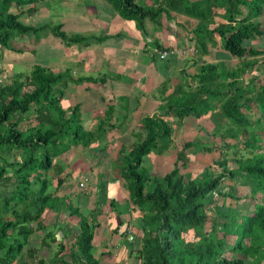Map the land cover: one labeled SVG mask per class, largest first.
Returning <instances> with one entry per match:
<instances>
[{"label": "trees", "instance_id": "1", "mask_svg": "<svg viewBox=\"0 0 264 264\" xmlns=\"http://www.w3.org/2000/svg\"><path fill=\"white\" fill-rule=\"evenodd\" d=\"M42 1L49 0H0V58L8 64L0 69V264H101L97 249L94 252V237L101 227L103 201L95 204L91 219L79 213L77 205H65L55 194L66 179L60 177L64 166L59 159L72 146H83L95 149L103 162L105 158L112 162L114 143L99 144L110 131L103 126L119 127V134L124 135L125 123H110L115 109L111 105L108 119L101 120L96 131L86 130L80 114L82 103H68L67 90L70 84L107 83L108 74L75 76L71 67L53 68L52 62L40 61L34 52L48 48L50 34L70 47L103 43L111 35L99 36L92 29L105 18L123 22L126 31L121 29L114 38L137 30V39L142 36L146 46H152L153 61L166 54L169 62L168 58L188 49L206 57V62L198 58L202 64L196 74L186 76L182 70L185 83L176 85L168 95L167 86L163 87L160 97L164 104L154 115L142 118V133L130 135L131 140L136 138L131 148L121 136L116 163L121 178L127 181L130 204H134L129 213L138 215V222L131 221L130 234V220H118L113 239H120L123 245L126 241V255L135 264H264V135L250 131L249 138L239 142L242 134L247 137V127L252 124L264 132V78L257 69L264 62V0H82L85 6L93 4L95 11L86 27L74 32L63 30L62 24L26 23L23 15L34 13ZM13 7L21 12H10ZM192 19L197 20L196 25H187ZM157 25L167 31L170 25L188 31L192 47L162 44L155 34ZM40 31L47 36L38 41ZM24 37L38 42L30 52L33 59L24 55L26 63L31 62L30 72L15 69L18 59L13 50L23 53L30 47L12 48L11 43ZM223 50L239 58L235 67L213 60ZM217 107L229 126L223 125L228 127L223 128L218 144L205 145L203 139L196 140V131L204 133L218 124L213 111ZM192 119L195 122L188 133H194V139H181L184 144L166 169L155 174L149 171L143 165L144 157L168 150L174 132ZM237 143L240 148L231 166L223 145L230 148ZM215 150L214 162L192 170L197 154ZM225 183H235L229 186L234 190L223 192ZM240 186L247 189L238 195ZM99 187L102 197L106 186ZM221 196L226 200L218 206ZM242 198H248L246 208L245 204H228ZM116 201H111L113 207ZM57 202L70 207V215L78 214L79 222L60 239L59 252L46 258L38 251L42 243L37 233L52 225L50 215ZM58 222L65 223L62 217ZM63 225L59 226L62 230ZM50 238L56 239L52 231L42 240ZM103 243L104 247L108 244ZM109 254L104 252L102 257Z\"/></svg>", "mask_w": 264, "mask_h": 264}, {"label": "rangeland", "instance_id": "2", "mask_svg": "<svg viewBox=\"0 0 264 264\" xmlns=\"http://www.w3.org/2000/svg\"><path fill=\"white\" fill-rule=\"evenodd\" d=\"M51 2H52V5H51ZM83 3L84 1L82 0L42 1L40 3H37L36 5L37 10L34 13L23 15V20L26 23L31 22L32 24L35 23L36 25L38 24L41 25L42 22L44 24L50 23L53 26L62 24L63 30L75 31L78 28L86 27L85 25L86 21L82 18L90 19V17L92 16L91 12L95 11L93 4L91 5L89 4L90 6H85ZM10 12L19 13L21 12V10L13 7L10 9ZM75 14H77L76 17H75ZM77 17L78 18L81 17V19H78ZM79 21H82L81 25H77L79 24ZM106 21L109 22V20H102V22L98 24L97 26H95L92 30H95L96 34L99 36H104L106 34L111 33L114 23L112 24L110 23L107 25ZM263 21H264V17H263ZM189 22L187 25L194 26L196 25L197 20L192 19L191 25ZM169 23L172 24V22H169ZM168 28L169 30L167 31L166 29H163L162 27H159L157 25L156 32H155L156 36L159 37L160 40L164 38L165 42L168 39V42H169L168 45H171V46L175 45L176 47L181 48V49L184 46L188 48L192 47L193 43H191L190 40L188 39L189 38L188 31H185L183 29H177L174 25H170L168 26ZM124 31L126 30L124 29ZM131 33L134 34L135 29H133ZM39 34L35 38V39L38 38L37 39L38 41H41L45 36H47V35L41 36L43 34L42 31H40ZM117 41L118 39L114 40V43L112 46L116 45ZM131 43H133L134 45L139 44V42L135 43L134 41H132ZM105 44L106 42H103V43L92 42L90 45L83 46V44H74L73 46L71 45L70 47V43L62 42V39L58 38L54 34H50L48 48L39 50L38 52H34V55L38 57L40 61H43L46 64L48 63L50 64L52 62L51 66L53 64L55 65L53 66V68H62V69L67 68L68 69L71 67L75 76L93 75L95 77H98V76L100 77L105 73L108 74L107 79L109 80L107 83L101 84V83H94V82H90V83L86 82V83L79 84V85L70 84V87L67 90L66 99L68 100V103L73 104V105L82 103L80 114H81L82 124L86 130L96 131V129L99 128L100 121L106 118V115L108 114L106 109L109 107V105L117 104L115 113H117L118 110L124 113L127 112L124 123H126L127 120L129 122L130 121L135 122V125L130 126V129L132 130H130L129 133H133V132L134 134H137V132L142 133V128H143L142 118L145 116L141 117L140 112H145V110H143L142 107L138 108L136 99H132V98L129 99L127 95H125V97L122 95H119L120 93L115 89L111 91L113 87L117 85H123V86H118V87H120L122 90H127V88H123V87L124 85L128 83L130 78L126 76L117 75L119 70L125 69V66L126 67L132 66L136 62L142 64L143 72H146V74L149 76L148 78H150L148 79V81L143 82V83L144 85H150V88H151V90L143 91V92L144 94H147L152 98L153 97L155 98L157 95L160 94L159 89H162L164 87V83H162V85L160 84L161 86L156 87L157 83L152 82L153 78H157L158 76L163 77L167 75L172 76L173 74H178V72H181V70L178 71V69H181L182 67L180 66L184 64V62L181 61L182 59L186 60V66H187V68L185 69L187 73L186 76L190 74L192 75L194 73L196 74L198 72L197 67L201 65V62L198 61V58L206 62V59L203 58L204 57L203 55L200 56L197 53L190 52L189 49L186 51H180L178 53L182 54L181 55L182 57L179 58L181 60L179 62L174 63L172 65L173 69H171V71L168 72L166 71V68H165L168 63L166 60L168 55L166 54H165V58H162L164 56L162 55L161 57L162 59L158 58L155 60V63H154L151 58V51H149V53H145L142 51L138 52V51H134L136 49L133 47L132 51L129 53L128 58L125 56L117 57V56H111L112 53L107 49L106 46H104ZM11 45H12V48L15 47L17 49L22 48L21 45L23 46L28 45V47H30V49L25 47L23 53L16 52L13 50V54H15L16 58L18 59V63H15V67H16L15 69L19 72L20 71L30 72L31 62L28 61V63H26L24 59V55L26 54V56L31 57L33 59L34 56L32 57L30 52L34 50L35 48H37L38 42H34V41L32 42V40L27 41V38L24 37V38H18L17 41L12 42ZM118 45L121 48L122 42H120ZM261 45L262 46L264 45V39H261ZM209 47L211 48L210 45ZM180 54L177 56H180ZM122 55H123V52H122ZM194 60H197L198 62L192 65ZM213 60L217 62L220 60H224L225 64L229 66H233V67H235L236 64L239 62V58L237 56H231L229 53H226L224 50L217 53V56L214 57ZM114 63L119 64L116 66V69L112 66ZM152 63L156 64L157 68H155V65H153ZM5 65H8V64H5L3 62V59L0 58V69H3ZM257 67L256 68L261 71V74L259 77L264 78V62H260L259 66ZM172 82H173V79L169 78L167 84L165 85H167L170 88L172 85ZM173 85L176 86V84L174 83ZM88 87H91V88H88ZM106 89H109V91L105 92ZM140 89H141V86L136 83L135 89H134L136 96L138 94V90ZM104 94H105V98L103 101ZM150 97L148 101L151 100ZM111 98H113L114 101ZM163 100H166V99H163ZM123 101L125 104H128L127 109L121 108L123 105L122 103ZM164 102L165 101H162V105L164 104ZM115 113H114L115 116L114 115L111 116V119H112L111 121L120 123L123 119V116L117 117ZM137 119H140L141 124L136 121ZM215 120H216V123L220 122L221 120L223 122L214 124V126H211V128L208 127L209 130L205 131L204 133L202 132L198 133L196 131V135H195L196 140L203 139L202 141L204 142L205 145H211V146L219 143L220 140L218 137H221V135H223L224 133L223 128L228 127V126H223V125H229V124L224 122L226 120L223 115L216 116ZM194 122L195 120L192 119L181 130H176L174 132L173 141H172L173 143L171 146H169L168 150H166L162 154H159L155 151H152L151 153L147 154L144 157L143 165L146 166L149 169V171H153L155 174L159 171V169L161 170L166 169L169 162L170 164H173L174 159H176L178 156L180 147H182L184 144V141H182L181 139L185 137H188V140L194 139V138H191V137H194V133L192 135L188 133V130L190 129L192 130V126ZM129 125H130L129 123H126L122 126V128L123 129L127 128L129 127ZM103 127H105L106 129H109L110 131L109 132L107 131L108 133L106 136L108 138L104 137V139L100 141L99 144L105 146L107 144L109 145L110 142L114 143L112 154L110 153L112 157V162L109 163V161H106V158L103 162V159L99 158L96 155L97 151L95 149H90V148L86 149L83 146L76 148L75 146H72L71 149L68 151L70 153L69 154L66 153V155H63L59 159V163H61L65 167L67 164L70 163L69 169H70V172L71 171L73 172V171H76V168L71 166L72 161L78 156H82V158L84 159L83 160L84 168L79 171L78 176H74L73 178L72 177L70 178L73 181V183L77 186V188L75 189V196H78V197L77 199H75V201H72L73 200L72 196H67L65 198H63V196H59V197L61 198L60 200H62V202L65 203V205H69L71 203H73L74 205H77L80 199L81 200L85 199L84 202H86L88 198H86L83 190L79 187V180H78L79 176H81L82 173L85 171L90 178V183L87 182V185L90 191L91 200L97 204L99 200H102L103 201L102 210H104V212H107V213L111 212L112 214H117L115 216L117 220H125L124 218L126 217L127 214H129L130 207H133L134 204L133 203L130 204V194H129V190L127 187V181L121 178V175L119 173L120 165L119 163H116L117 162L116 160L118 158L117 157L118 150H119L118 148H121V140H122L121 136H124L123 138L128 140L127 145H129L130 148L132 147L136 138L133 137L132 138L133 142H132L130 138L131 134L127 133L128 135L126 134L120 135L119 130L110 129L111 128L110 124L109 125L105 124V126ZM247 129H248L247 134L245 133L247 137H245V135L242 134V138L241 139L239 138L240 139L239 142L241 141L245 142L244 140H247L252 133V132L250 133V131L264 135L263 131H259L256 129V124H252L251 126H248ZM215 132H217L218 135H216L214 138L211 135H214ZM94 145H96L97 147H100L96 143H94ZM223 146L225 148L226 155H228L231 158V161H230L231 166H234L236 162H234L233 158L236 156L238 152V147L240 148V144L238 143L234 144L230 148H227V146L225 145ZM101 152L102 151H99V153ZM244 154L246 156H249L250 155L249 150L245 149ZM216 156H217V150H215L213 153L202 152L200 154H197L196 159L191 166L192 170L197 171V170L204 169L206 166H208L209 164H211L212 162L216 160ZM76 163L81 164V161H77ZM80 168L82 167L81 166L77 167V169H80ZM103 183L106 187L104 188V192L101 197L99 186L102 185ZM230 185L234 186L235 183L234 184L225 183L223 192L233 191L234 187L230 188L229 187ZM246 189L247 187L244 188L240 186V190L237 189L236 194L238 195L244 194L246 192ZM113 199L117 200L115 202V207H113V205L111 204V201ZM218 200H219V203L217 205L220 206L226 199L223 198V196H221L219 197ZM246 203H249L248 198L247 199L242 198L241 200L234 199L228 202V204L233 205L235 207H242L245 204L244 205L245 208L248 206L246 205ZM56 204L61 205V203L59 202H57ZM86 204L87 203H82V205L79 204L77 206H80L79 213L84 214L88 217L89 207ZM65 207L66 209L64 210V214L66 216L63 215L62 217V220L65 222V224L68 222H72V221L77 222L78 224L79 222L77 221L79 217L78 214H74L73 216L72 215L70 216L69 215L70 207L68 206H65ZM53 214L50 215L51 217L50 220L57 221V219L54 217ZM101 220H103V218ZM137 220L138 219L136 218L135 221ZM63 224L64 223L59 222L58 224L50 225L47 229L40 230L41 232L37 233V237H39L40 239L44 238L45 235H47L51 231L54 232V234L56 233L57 234L56 236H58L59 234L65 233L67 229L63 231L59 227ZM112 233H113V229H109V228H106L105 230L95 231L94 252L97 249L96 253H97V256L101 257V264H135L136 261L134 259L128 258V256L126 255L127 251L124 250L123 251L124 253H122V251L120 250L117 251L114 248L115 243L118 240L115 239L114 241H109L106 246L107 248H109L108 250H106L104 246H102L103 239H109ZM124 245H126V241H124ZM52 246L56 247L54 250L55 255H56V253L59 252L60 247L58 244H54L53 242H52ZM105 251H109L111 254L108 255L107 257H102V253ZM227 255L229 256L230 252L229 253L227 252Z\"/></svg>", "mask_w": 264, "mask_h": 264}, {"label": "crops", "instance_id": "3", "mask_svg": "<svg viewBox=\"0 0 264 264\" xmlns=\"http://www.w3.org/2000/svg\"><path fill=\"white\" fill-rule=\"evenodd\" d=\"M76 15L77 14H75V17H76ZM78 18V17H77ZM78 19H81V17L80 18H78ZM82 19H84L85 21H86V24L87 23H89L88 21H87V19H85V18H82ZM103 20H109V19H103ZM100 23L102 22V20L101 21H99ZM97 23V24H100V23ZM82 23V21H79V24H77V25H80ZM112 24V23H114L113 25V29H112V32L111 33H109V34H107V35H111V39H108L107 41H105L106 42V44L104 45V46H106L107 47V49L112 53L111 54V56H117V57H119V56H125V57H127L128 58V56H129V53L132 51V49H133V47L136 49V50H134V51H138V52H140V51H142V52H145V53H149V52H146V49L147 50H149V49H151V52H153L154 50L152 49V46H146V42H145V40L142 38V36L140 37V39H137V37H136V34L138 33V31L136 30L135 31V33L134 34H132V33H127V34H125L124 36H123V38H114L113 36H114V34H117V33H119L120 32V30L121 29H123L124 28V26H123V22L122 21H120V19H113V20H109V22L108 21H106V24L108 25V24ZM82 28V27H81ZM80 28V29H81ZM85 28V27H84ZM125 29V28H124ZM164 29V28H163ZM77 30V29H76ZM75 30V31H76ZM84 31H86V30H84ZM72 32H74V31H72ZM131 32V31H130ZM157 37V36H156ZM116 39H118V41H117V44L116 45H114V46H112L113 45V43H114V40H116ZM157 39L158 40H160V38L159 37H157ZM132 41H134L135 43H138L139 42V44H136V45H134L133 43H131ZM162 41V42H161ZM164 41V42H163ZM120 42H122V47L120 48V46L118 45ZM160 42L163 44L164 43V45L166 44V45H168V39L166 40V42H165V39L164 38H162V40H160ZM142 48V49H141ZM212 48V47H211ZM211 48L209 47V49L211 50ZM122 52H123V55H122ZM217 53H219V52H217ZM217 53H215L214 54V56H213V58L214 57H216L217 56ZM179 55V54H178ZM153 57V55H152V53H151V58ZM182 56L180 55V56H175V57H170V58H168V59H170L169 60V62L167 63V66L165 67L166 68V71H171V69H173V67H172V65L174 64V63H176V62H179L181 59H179V58H181ZM203 58H205L206 59V57L204 56ZM195 59V58H194ZM152 61H153V59H152ZM182 62H184V64L183 65H181L180 67H182L181 69H178V71L179 70H181V72H178V74H173L172 76L171 75H167V76H163V77H160V76H158L157 78H153L152 79V82L153 83H157V85H156V87H159V86H161L162 85V83H164V86H167V85H165V84H167V82H168V79L169 78H171V79H173V82H172V85H171V87L169 88L168 86H167V88H168V90H167V93H166V95H168L172 90H173V88L175 87L174 85H173V83L174 84H176V85H179L180 83H182V82H184L185 83V78H184V72H182V70H185L186 68H187V66H186V60H184V59H182L181 60ZM204 61V60H203ZM133 62V61H132ZM154 63H155V61H153ZM196 62H198L197 60H194V62H193V64L192 65H194ZM201 62V64H202V61H200ZM154 63H152L153 65H155V68H157V66H156V64H154ZM117 65H119V64H117V63H114L112 66L116 69V66ZM200 66V65H199ZM198 66V67H199ZM198 67H197V69H198ZM142 64L141 63H138V62H136L135 64H133L132 66H129V67H126L125 66V69L124 70H119L118 71V73H124V74H126V76H128L129 78H130V80L128 81V83L126 84V85H124V87L123 88H127V90H122L120 87H118V86H123V85H117V86H115V87H113V89L111 90V91H113L114 89L115 90H117L120 94L119 95H122V96H124L125 97V95H127L128 97H129V99H136V101H137V105H138V108H140V107H142L143 108V110H145V112H140V114H141V117H143V116H146V115H154L155 113H157L158 112V110L160 109V106H161V104H162V101H161V97H160V94L159 95H157L156 97H158V98H152V97H150L149 95H147V94H144V92L143 91H148V90H151V88H150V85H144V83L143 82H146V81H148V79H150V78H148L149 76L146 74V72H143V70H142ZM195 74V73H194ZM162 76V75H161ZM174 77V78H173ZM155 79V80H154ZM159 80V81H158ZM191 80H193V79H191ZM136 83L138 84V85H140L141 86V89L140 90H138V94H137V96H136V93H135V91H134V89H135V85H136ZM161 84V85H160ZM247 87V86H246ZM154 88V87H153ZM163 89V88H162ZM162 89H159V92H161L162 91ZM158 90V89H157ZM106 91H109V89H106L105 90V92ZM158 92V93H159ZM157 93V94H158ZM137 97V98H136ZM140 97V98H139ZM149 97H150V101H148V99H149ZM104 98H105V94L103 95V101H104ZM113 101H114V99L113 98H111ZM121 99H122V97H121ZM107 100H109V99H107ZM123 103V105H122V109H127L128 108V104H125L124 103V101L122 102ZM115 106V109H116V107H117V104L115 105V104H110L109 106ZM136 105V106H137ZM115 109H114V111H112L113 112V115H114V113H115ZM107 110V109H106ZM213 111H214V115H215V117L216 116H221V113H220V109H219V107H217V108H214L213 109ZM116 112H117V110H116ZM96 114V113H95ZM112 113H110V115H111ZM116 114V116L117 117H120V116H123V119H122V121L120 122V123H124V120L126 119V114H127V112L126 113H124V112H121V111H119L118 110V112L117 113H115ZM213 115V116H214ZM109 116V115H108ZM108 116L106 115V118H105V120L106 119H108ZM115 116V115H114ZM215 117H214V119H215ZM112 120V119H111ZM110 120V123H112V124H120L119 122H112ZM132 120V119H131ZM138 123H140L141 121H140V119H137L136 120ZM221 122H223L222 120L220 121V122H218V123H221ZM126 123H129L130 125H129V127H127V128H124V130L126 131V134L127 133H129L130 132V130H132V129H130V126H132V125H135V122L134 121H126ZM125 123V124H126ZM141 124V123H140ZM203 124H205V123H203ZM229 126V125H228ZM113 130H120V128L119 127H117L116 129H113ZM131 134V133H130ZM80 147V146H79ZM82 147V146H81ZM76 148H78V147H76ZM67 154H69L70 152H66ZM66 153L64 154V155H66ZM84 159L82 158V156H78V157H76L73 161H72V164H71V166H73V167H75L76 168V171H71L70 172V166H69V164H67L66 165V167L64 166V171H63V173L60 175V177H65L66 179H65V181H64V184H63V187H61L60 189H58L57 191H56V195H58V196H63V198H65V197H67V196H72L73 197V200L72 201H75V199H77V197L78 196H75V189L77 188V186L73 183V181L70 179L71 177L73 178L74 176H78V174H79V171L81 170V169H83L84 168V165H83V163H84V161H83ZM77 161H81V164H79V163H76ZM79 164V165H78ZM78 166H81L82 168H80V169H77V167ZM70 173H72V174H70ZM55 174H57L56 172H55ZM86 178H88L89 180L88 181H86L85 182V185H84V187H81V183L82 182H84V180L86 179ZM79 187L83 190V192H84V195L86 196V198H88V200L86 201V202H84V200H81L80 199V201H78V204L77 205H82V203H87L86 205L89 207V213H88V217L91 219V214H92V210L95 208V202H93L92 200H91V195H90V191H89V188H88V185H87V182H89L90 183V178H89V176H88V174L84 171L83 173H82V175L81 176H79ZM88 183V184H89ZM87 185V186H86ZM78 207H80V206H78ZM66 209V207L64 206V205H58V204H55V206H54V210H55V212H54V217L57 219V221H51V222H53L52 223V225L55 223H59L58 222V218L59 217H63V215H65L64 214V210ZM108 210H110V209H108ZM130 212V211H129ZM136 213H138V212H136ZM67 214V213H66ZM70 214H71V211H70ZM69 214V215H70ZM56 215H58L57 217H56ZM66 216V215H65ZM71 216V215H70ZM138 216V215H137ZM137 216H136V214H131V213H129V214H127L126 215V217L124 218L125 219V221H129L130 220V224H128L127 225V228H128V232L130 233V234H133V224L131 223V221H133V219H134V221L136 220V218H137ZM123 217H124V215H123ZM103 218V220H101ZM99 219H100V222H101V227L98 229V230H104V229H106V228H109V229H113L117 224H118V220H117V218H115V216H114V214H112L111 212L110 213H107V212H103L102 214H100L99 215ZM138 219V218H137ZM135 222H138V221H135ZM74 223H76L77 224V222H74V221H72V222H69V223H64L65 225H67V226H65V225H63V226H65V228L63 229V230H65V229H67V231L66 232H69V230H71L70 229V227L72 228L73 226V224ZM70 224H71V226H70ZM67 227V228H66ZM102 227H104V228H102ZM65 232V233H66ZM65 233H62V234H59L58 236H56L57 234L55 233V236H56V239H53V238H50V239H48V240H42V238H41V243H42V245L41 246H38L37 248H38V251L41 253V255L42 256H44V257H46V258H52L53 256H55V252H54V250H55V246H52V242L54 243V244H59V242H60V239H64L65 238ZM101 233V232H100ZM48 235V234H47ZM47 235H45V236H47ZM110 238H112L113 239V234L110 236ZM109 238V239H110ZM130 238H131V236H130ZM70 239H73V238H70ZM109 239H103V242L104 243H108L109 242ZM113 240H115V239H113ZM116 240H118L116 243H115V249L118 251V250H120V251H122V253H124L123 251L125 250V251H127L126 249V246L125 245H123V244H121V240L120 239H116ZM43 241V242H42ZM49 243V244H48ZM103 243V244H104ZM119 243L121 244V245H119ZM102 246H104V245H102ZM106 250H108L109 248H107V247H104ZM105 252H109V251H105ZM104 253V252H103ZM102 253V254H103ZM101 255V254H100ZM110 255V254H109ZM104 257H107L106 255H104Z\"/></svg>", "mask_w": 264, "mask_h": 264}, {"label": "built area", "instance_id": "4", "mask_svg": "<svg viewBox=\"0 0 264 264\" xmlns=\"http://www.w3.org/2000/svg\"><path fill=\"white\" fill-rule=\"evenodd\" d=\"M86 181L87 179H85L84 182L81 183V186H84Z\"/></svg>", "mask_w": 264, "mask_h": 264}]
</instances>
